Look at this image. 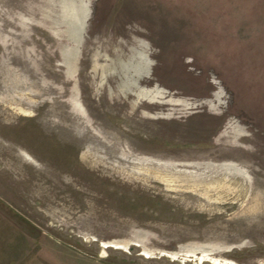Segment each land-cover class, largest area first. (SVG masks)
<instances>
[{
	"label": "rangeland",
	"instance_id": "374dc122",
	"mask_svg": "<svg viewBox=\"0 0 264 264\" xmlns=\"http://www.w3.org/2000/svg\"><path fill=\"white\" fill-rule=\"evenodd\" d=\"M0 264H264V0H0Z\"/></svg>",
	"mask_w": 264,
	"mask_h": 264
}]
</instances>
